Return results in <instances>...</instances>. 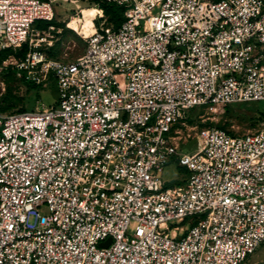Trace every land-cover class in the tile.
Returning a JSON list of instances; mask_svg holds the SVG:
<instances>
[{"label": "built area", "instance_id": "built-area-1", "mask_svg": "<svg viewBox=\"0 0 264 264\" xmlns=\"http://www.w3.org/2000/svg\"><path fill=\"white\" fill-rule=\"evenodd\" d=\"M101 1L123 20L101 9L62 61L38 24L54 0H0V73L58 92L0 111V264H241L264 241V115L199 128L193 152L177 132L196 108L264 100V0Z\"/></svg>", "mask_w": 264, "mask_h": 264}, {"label": "rangeland", "instance_id": "rangeland-1", "mask_svg": "<svg viewBox=\"0 0 264 264\" xmlns=\"http://www.w3.org/2000/svg\"><path fill=\"white\" fill-rule=\"evenodd\" d=\"M53 7L56 18L53 19V28L49 34L52 44L43 51L49 59L74 60L84 53L86 47L79 34V27L75 24L83 22L85 10L89 11L87 16L91 19L94 14L102 16L103 12L100 7L93 5L92 0H54ZM71 8H79L80 15L77 13L79 10L76 12ZM108 20L113 21L110 18ZM80 31L84 36L91 33V29L85 25ZM57 98V87L51 77L47 78L44 86H32L12 70L8 74L0 73V110H31L37 105L48 107L54 105ZM258 114L264 115V100L233 104L217 112L196 108L178 124L179 149L182 152H193L197 145L194 133L201 127L215 126L232 135L250 132L256 126L252 117ZM184 175L174 162L167 163L160 173L162 180L167 184L177 183ZM40 210L45 212L44 208ZM241 264H264V241Z\"/></svg>", "mask_w": 264, "mask_h": 264}, {"label": "trees", "instance_id": "trees-1", "mask_svg": "<svg viewBox=\"0 0 264 264\" xmlns=\"http://www.w3.org/2000/svg\"><path fill=\"white\" fill-rule=\"evenodd\" d=\"M92 1H93V5H95V6L97 5L98 7H100L103 10L104 14L107 17V22L109 25L116 27L123 20V9L121 7L113 5L111 3L101 1V0H92ZM84 14H85V18H84L83 22L81 24H75V25H77L79 27V31L81 30L83 25L90 28L91 32L94 31L93 20L87 16L89 14V11L85 10ZM108 18H110L113 21L110 22L108 20ZM52 22H53V20L43 21V22H39L38 24H40L42 27L46 28L47 25L52 24ZM9 72H10V70H8L6 72H2V73L8 74ZM30 85L35 86L33 84H30ZM228 107H230V106L225 107V109H227ZM21 109H24V108H21ZM0 111H3V110H0ZM260 116H263V114H259V116H253L252 119L254 120V122H257V120H258V118H260ZM178 168L180 169V167H178Z\"/></svg>", "mask_w": 264, "mask_h": 264}, {"label": "water", "instance_id": "water-1", "mask_svg": "<svg viewBox=\"0 0 264 264\" xmlns=\"http://www.w3.org/2000/svg\"><path fill=\"white\" fill-rule=\"evenodd\" d=\"M110 242V238H107L104 242L101 243V245L106 246Z\"/></svg>", "mask_w": 264, "mask_h": 264}, {"label": "bare ground", "instance_id": "bare-ground-1", "mask_svg": "<svg viewBox=\"0 0 264 264\" xmlns=\"http://www.w3.org/2000/svg\"><path fill=\"white\" fill-rule=\"evenodd\" d=\"M75 22H76V19H75ZM92 32H93V31H92ZM92 32H91V33H92ZM91 33H90V34H91ZM79 34L81 35L82 38L86 37V36H84V34L81 33V31H79ZM90 34H88V35H90ZM88 35H87V36H88Z\"/></svg>", "mask_w": 264, "mask_h": 264}]
</instances>
